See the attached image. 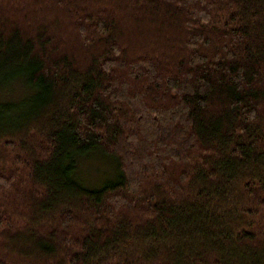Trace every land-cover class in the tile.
<instances>
[{
  "label": "trees",
  "instance_id": "trees-1",
  "mask_svg": "<svg viewBox=\"0 0 264 264\" xmlns=\"http://www.w3.org/2000/svg\"><path fill=\"white\" fill-rule=\"evenodd\" d=\"M0 264H264V0H0Z\"/></svg>",
  "mask_w": 264,
  "mask_h": 264
},
{
  "label": "rangeland",
  "instance_id": "rangeland-1",
  "mask_svg": "<svg viewBox=\"0 0 264 264\" xmlns=\"http://www.w3.org/2000/svg\"><path fill=\"white\" fill-rule=\"evenodd\" d=\"M77 164L76 175L87 187L95 188L105 181H113L116 174V163L113 158L103 153L91 152L81 158Z\"/></svg>",
  "mask_w": 264,
  "mask_h": 264
}]
</instances>
